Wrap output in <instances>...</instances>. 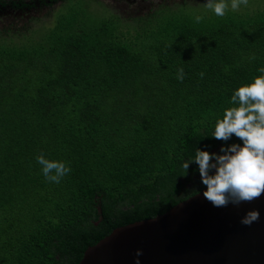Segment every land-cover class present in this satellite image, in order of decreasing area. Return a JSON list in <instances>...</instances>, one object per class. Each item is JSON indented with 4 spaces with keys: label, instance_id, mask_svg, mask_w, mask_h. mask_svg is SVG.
<instances>
[{
    "label": "trees",
    "instance_id": "obj_1",
    "mask_svg": "<svg viewBox=\"0 0 264 264\" xmlns=\"http://www.w3.org/2000/svg\"><path fill=\"white\" fill-rule=\"evenodd\" d=\"M26 1L0 4L65 12L45 39H0V264H79L114 229L205 189L195 163L183 176L197 148L243 145L211 135L234 92L264 75V9L219 17L184 1L124 19L96 0ZM41 154L71 168L60 183Z\"/></svg>",
    "mask_w": 264,
    "mask_h": 264
},
{
    "label": "water",
    "instance_id": "obj_2",
    "mask_svg": "<svg viewBox=\"0 0 264 264\" xmlns=\"http://www.w3.org/2000/svg\"><path fill=\"white\" fill-rule=\"evenodd\" d=\"M206 190L155 218L114 229L85 250L79 264H264V194L217 208ZM254 210L259 220L243 225Z\"/></svg>",
    "mask_w": 264,
    "mask_h": 264
},
{
    "label": "clouds",
    "instance_id": "obj_3",
    "mask_svg": "<svg viewBox=\"0 0 264 264\" xmlns=\"http://www.w3.org/2000/svg\"><path fill=\"white\" fill-rule=\"evenodd\" d=\"M248 3L249 0H230L234 11ZM205 7L223 17L229 8V0H208ZM194 20L200 23L203 17L197 15ZM258 71L264 74V67ZM200 75L203 77L204 74ZM184 78V69H178L177 79L182 82ZM230 103L234 106L225 109L211 136L227 142L234 135L243 145L235 143L222 147V154L197 148L194 159L182 164L185 177L191 164L198 165L202 183L207 188L203 195L217 208L226 207L230 203L239 205L242 202H252L264 194V75L239 87ZM37 162L42 166L43 175L49 182L60 183L71 171L65 162L46 159L43 154L37 157ZM259 218V211H249L241 223L251 226ZM142 255V251H137V257ZM136 264H140L139 259Z\"/></svg>",
    "mask_w": 264,
    "mask_h": 264
},
{
    "label": "rangeland",
    "instance_id": "obj_4",
    "mask_svg": "<svg viewBox=\"0 0 264 264\" xmlns=\"http://www.w3.org/2000/svg\"><path fill=\"white\" fill-rule=\"evenodd\" d=\"M99 3L106 6V8L109 11L114 12L115 14L119 15L120 17L124 19H130L133 12H130L128 9L127 2L125 0H96ZM161 0H150L149 3H152L153 5L159 3ZM173 3H181V0H168ZM188 4L192 5H200L201 3L208 2V0H186ZM206 4H201V6L198 7H189L190 10L195 11L199 14H213L214 12L208 8L205 7ZM89 8V13L92 16L100 17L104 15L105 9L98 5L95 2L89 1L87 4ZM62 5L57 4L53 9H44L40 10L38 12H29L27 15L29 19H22L16 22L14 26H12V29L8 30L7 33H3L7 25H9V18H11V14L8 11L5 12L4 15L6 18L4 22L0 23V39H5L3 36H7V38H13V39H20L22 43L29 44L31 40L29 39H45L44 34L46 28L52 27L55 16L60 13ZM154 7V6H152ZM247 7H254L256 10L264 9V0H249V3L247 6L241 5L239 9ZM230 6V0H229V8ZM238 10V9H237ZM63 12H65V8H62ZM14 14V13H13ZM59 16V15H58ZM7 32V31H4ZM22 36V37H21ZM20 42V43H21Z\"/></svg>",
    "mask_w": 264,
    "mask_h": 264
},
{
    "label": "flooded vegetation",
    "instance_id": "obj_5",
    "mask_svg": "<svg viewBox=\"0 0 264 264\" xmlns=\"http://www.w3.org/2000/svg\"><path fill=\"white\" fill-rule=\"evenodd\" d=\"M127 2L128 5V9L130 10V12H133L131 17H141L144 16L148 13H150L152 10L157 9L161 4H173V2H170L168 0H161L159 3L153 5L152 3H149L150 0H125ZM186 0H181V2H184ZM28 2H32V0H27L26 3ZM154 6V7H152ZM44 9H53V7L51 5H43L42 8H34L32 7L31 10H26V12H23L21 9H18L16 7V5L11 4V5H7L5 7V5H1L0 4V23L4 22L5 20H3L4 18H6L4 15L6 14L5 12L8 11V14L10 12L11 14V20H9V25H7V27L5 28L3 33H7L8 34V30L12 29V26H14L16 24L17 21L22 20L24 18L29 19L28 17V13L29 12H38L40 10H44ZM14 13V14H13ZM5 39H13V38H7V36H4Z\"/></svg>",
    "mask_w": 264,
    "mask_h": 264
}]
</instances>
